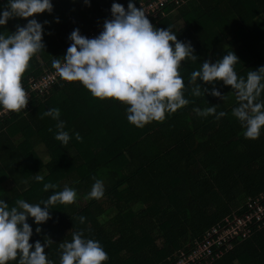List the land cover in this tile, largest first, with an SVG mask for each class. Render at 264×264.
<instances>
[{
    "label": "trees",
    "instance_id": "1",
    "mask_svg": "<svg viewBox=\"0 0 264 264\" xmlns=\"http://www.w3.org/2000/svg\"><path fill=\"white\" fill-rule=\"evenodd\" d=\"M112 2L51 0V13L33 14L44 29V50L30 58L21 78L28 101L21 112L0 116V199L10 207L19 199L38 203L65 186L80 187L71 204L51 206L39 233L26 218L32 228L29 243L50 239L44 251L53 264H59L58 245L70 241L74 231L99 241L108 257L102 264H167L232 209L264 193V126L256 139L245 138L231 114L236 106L231 86L198 79L201 95L195 96V84L188 83L205 59L211 63L229 51L239 59L233 66L238 77L264 65V0H190L175 15L152 22L190 43L197 59L186 58L178 69L188 104L143 127L127 121L124 104L95 98L78 81L29 87L30 77L40 79L43 69H53V59L62 60L71 43L68 33L77 28L82 35L103 24ZM116 2L127 8V0ZM29 18L8 19L0 32L8 35ZM176 22L182 24L176 28ZM204 87H215L225 99L203 94ZM259 99L264 101V91ZM213 104L225 115L217 119L215 113L193 111ZM48 108L59 109L67 144L54 139L58 130L56 120L44 115ZM38 144L46 150V162L32 150ZM36 174L44 179L35 181ZM95 179L103 182L104 194L86 199ZM45 182L56 188L44 191ZM210 264H264V226L235 240Z\"/></svg>",
    "mask_w": 264,
    "mask_h": 264
},
{
    "label": "clouds",
    "instance_id": "2",
    "mask_svg": "<svg viewBox=\"0 0 264 264\" xmlns=\"http://www.w3.org/2000/svg\"><path fill=\"white\" fill-rule=\"evenodd\" d=\"M88 2L84 0L85 4ZM52 8L51 0H5L0 4V26L14 17H31L22 26L17 24L15 31L8 35L0 32V116L25 109L28 96L21 78L30 58L44 50V29L33 14L51 13ZM109 11L111 18L103 21L102 30L96 36L85 37L77 28L68 33L67 40L71 43L62 60H52L56 75L62 81H78L95 98L118 100L126 106L127 121L136 127L162 121L166 113L187 105L183 95L185 83L178 69L186 58L197 59L190 43L178 40L176 32L169 27H155L133 0H127V8L113 0ZM237 60L233 51L225 52L211 63L205 59L198 70L191 72L188 83L195 84L192 90L195 96L201 95L198 79L208 84L222 81L231 86L236 101L231 114L243 128V136L256 139L264 126V101L259 99L264 91V65L248 71L246 77H238L233 67ZM205 92L225 99L215 87H204ZM193 111L198 116L215 113L217 119L225 115L223 111L216 112L215 104ZM44 115L56 120L58 131L54 139L61 145L67 144L69 135L62 130L64 121L59 119V109L48 108ZM75 137L80 139L78 133ZM33 179L39 182L44 177L36 174ZM50 188L55 189L56 185L43 183L44 191ZM103 194V182L95 179L85 198L99 199ZM75 198V189L65 186L38 203L19 199L10 207L0 199V264L13 260L16 264H53L44 251L50 239L43 244L29 243L32 228L26 218H32L39 233V224L50 218L52 205L71 204ZM79 219L84 221L83 216ZM58 248L59 264H102L108 259L99 241L84 237L80 231H74L70 241L61 242Z\"/></svg>",
    "mask_w": 264,
    "mask_h": 264
},
{
    "label": "built area",
    "instance_id": "3",
    "mask_svg": "<svg viewBox=\"0 0 264 264\" xmlns=\"http://www.w3.org/2000/svg\"><path fill=\"white\" fill-rule=\"evenodd\" d=\"M190 0H134L136 7H141L150 23L164 18L169 12L186 4ZM111 17L109 16L108 19ZM100 24L86 31L85 37H94L101 30ZM60 79L55 69H43L35 87L45 88L54 80ZM264 226V193L248 198L242 206L233 209L220 222L205 230L201 239H194L188 250H178V254L167 264H210L223 250L230 249L235 240L247 238L252 230Z\"/></svg>",
    "mask_w": 264,
    "mask_h": 264
},
{
    "label": "rangeland",
    "instance_id": "4",
    "mask_svg": "<svg viewBox=\"0 0 264 264\" xmlns=\"http://www.w3.org/2000/svg\"><path fill=\"white\" fill-rule=\"evenodd\" d=\"M176 10L175 11H171V12H169L165 17H168L170 14H171V16L172 15H175L176 14ZM159 20H161V19H159ZM159 20H156V21H154L153 22V24H155L157 21H159ZM180 24H182V22L180 23V22H176L175 23V27L177 28V27H179V25ZM86 33V31L84 32V34ZM218 52V51H217ZM216 52V53H217ZM223 54H219V55H216L217 56V58L218 57H221ZM67 82H69V81H67ZM38 84V82H37V80H33V78H29V87L31 88V89H36L37 87H35L34 86V84ZM37 90H39V89H37ZM26 93H27V96L29 95V91L28 90H26ZM32 150H34V152L37 154V156L39 157V159H40V161L43 163V162H46L49 158H48V155H47V153H46V150H45V148H44V146L42 145V144H38V145H36V146H34V148L32 149ZM70 188H73V189H75V191H76V194L79 192V190H80V187H79V185L78 184H75V185H72ZM75 203L76 204H80L79 202H77V201H75ZM238 207H240V206H238ZM237 207V208H238ZM236 209V208H235ZM233 210V209H232ZM231 210V211H232ZM230 211V212H231ZM230 212L228 213V214H226L225 216H228L229 214H230ZM225 216H223L222 218H224ZM221 218V219H222Z\"/></svg>",
    "mask_w": 264,
    "mask_h": 264
}]
</instances>
